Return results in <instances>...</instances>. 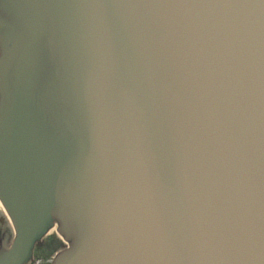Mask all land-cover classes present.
<instances>
[{"label":"water","instance_id":"water-1","mask_svg":"<svg viewBox=\"0 0 264 264\" xmlns=\"http://www.w3.org/2000/svg\"><path fill=\"white\" fill-rule=\"evenodd\" d=\"M0 264H264V0H0Z\"/></svg>","mask_w":264,"mask_h":264},{"label":"flooded vegetation","instance_id":"flooded-vegetation-1","mask_svg":"<svg viewBox=\"0 0 264 264\" xmlns=\"http://www.w3.org/2000/svg\"><path fill=\"white\" fill-rule=\"evenodd\" d=\"M7 233V227L5 225V221L0 214V241L2 238L6 237ZM55 242L53 241L52 238H47L43 243L38 245L35 248V259L38 260L37 263L34 264H49L48 257L51 253V251L54 249Z\"/></svg>","mask_w":264,"mask_h":264},{"label":"bare ground","instance_id":"bare-ground-1","mask_svg":"<svg viewBox=\"0 0 264 264\" xmlns=\"http://www.w3.org/2000/svg\"><path fill=\"white\" fill-rule=\"evenodd\" d=\"M0 213H2L3 215H5L4 213V210H3V207L2 205L0 204ZM57 225H54L52 228L49 229V231L43 236V238H51L52 236L54 240H57L58 242V246H64L66 243V241L63 240V238L57 233ZM56 242V241H55ZM60 244V245H59ZM56 243H55V246H54V249L56 247Z\"/></svg>","mask_w":264,"mask_h":264}]
</instances>
